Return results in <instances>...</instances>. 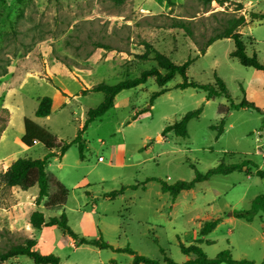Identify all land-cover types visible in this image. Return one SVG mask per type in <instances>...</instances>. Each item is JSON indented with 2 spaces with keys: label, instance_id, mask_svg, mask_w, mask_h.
<instances>
[{
  "label": "rangeland",
  "instance_id": "rangeland-1",
  "mask_svg": "<svg viewBox=\"0 0 264 264\" xmlns=\"http://www.w3.org/2000/svg\"><path fill=\"white\" fill-rule=\"evenodd\" d=\"M243 7L235 9V3ZM264 0H228L223 5L202 0H0V172L18 157L43 158L49 149L41 143H21L23 118L48 128L58 138L70 140L80 130L87 110L103 98L101 91H86L92 85L115 84L138 76L155 66L140 55L148 42L175 63L187 59L189 81L225 84L224 95L207 99L203 89L180 88V74L167 81V90L150 101L160 87L153 77L133 88L121 90L103 115L82 132L83 157L77 144L60 156L48 159L47 171L67 188L65 203L45 209L43 197L35 199L37 185L26 190L0 181V251L31 237L34 249L53 253L62 264H131L132 255L113 248L129 247L138 254L159 260L164 256L183 262L192 255L180 245L195 243L210 258L229 250L234 259L260 263L264 259V212L251 220L238 217L237 210L250 208L253 198L264 194V70L243 66L232 38L208 37L221 31L232 16L243 14L250 22L240 26L247 55L264 60ZM189 27L191 35L182 27ZM51 112L35 116L42 96L55 97ZM243 97L260 110L236 106ZM233 103L234 106H231ZM225 109L219 112V106ZM201 108L187 123V136L163 128L185 112ZM222 131L218 133L220 120ZM99 157H101L99 159ZM250 162L253 173L236 169L214 174L173 200L160 189V180L172 183L191 180L195 169L203 173L223 161ZM123 188L122 193L110 196ZM54 187L50 184L49 193ZM33 210L45 219L63 212L67 226L79 236L98 239L113 248L76 244L59 225L33 229ZM218 218L217 225L201 235L200 226ZM2 264H36L25 255ZM224 264V263H223Z\"/></svg>",
  "mask_w": 264,
  "mask_h": 264
},
{
  "label": "trees",
  "instance_id": "trees-1",
  "mask_svg": "<svg viewBox=\"0 0 264 264\" xmlns=\"http://www.w3.org/2000/svg\"><path fill=\"white\" fill-rule=\"evenodd\" d=\"M115 5H121L125 0H110ZM169 5L171 0H165ZM228 0H202L204 4H217L223 5ZM235 6L237 10L242 9L243 5L241 2H236ZM261 18H263L262 15ZM255 15L251 17L254 19ZM247 20L243 14L232 16L227 20V24L223 29L214 35L207 38L204 47L201 48V52H204V48L211 44L214 40L220 38H232L234 41V49L230 52L231 56L237 57L238 61L243 66H250L258 70H264V60L260 62L255 53L247 55L245 52V44L242 39V34L239 31L240 26L244 25L250 20ZM178 27H182L186 32L191 35V30L187 25L182 22H178ZM152 53L151 58L155 61L156 65L140 72L138 76L132 78H125L115 84H107L105 82H99L92 85L90 88L83 90L86 91H101L103 93L102 100L93 108H89L86 113L84 122L78 131L77 135L70 140H63L58 138L48 128L39 125L34 120L24 117L23 118V135L21 137V143L26 146H32L35 143H41L45 148L49 149V152L43 158H30V157H18L13 160L4 171L0 172V181L8 186H19L21 189L26 190L33 185H37L38 194L36 196V203L39 204L43 197H46L43 202L45 209H54L61 207L65 201L68 193V188L54 175L50 174L47 169V162L51 156H62L71 144H77L79 150V156L83 157L84 141L82 138V132L86 129L87 124L92 120L103 115L109 108L114 104L116 95L123 89H129L136 87L144 83L148 77H153L157 85L160 87L158 90L151 94L150 101H152L158 95L164 93L167 88L165 84L171 80L175 74L182 76V81L177 83L176 86L180 88L195 87L203 89L206 92V98H214L216 96L224 95L226 98H230L228 90L224 82L217 76H215V83L213 84H200L189 81L186 76L187 67L192 62V59H187L182 63H175L168 58L164 53L159 52L152 48L150 43H145V51L140 55L141 58H147ZM52 105V98L50 96H42L39 99L35 116L45 117L50 114ZM231 106H234L231 103ZM236 106L239 107H251L257 110L260 108L255 105L252 101L246 100L245 97ZM225 108L220 105L219 112H222ZM201 108H196L185 112L178 120H175L171 124H167L161 135L164 137L167 132L172 131L175 135L186 137L187 136V123L190 119L198 116ZM1 120V117H0ZM223 120H220L218 133L222 131ZM4 124H0V133L3 129ZM249 159H245L240 163L226 164L223 161L219 162L216 166L209 168L205 172L201 173L195 169L194 165V176L191 180H176L172 183H167L164 180H160V189L163 192H168L172 199L182 190H189L195 186L196 183L207 180L214 174H227L236 169L243 170L246 174H251L253 171L246 167L249 163ZM254 173L264 178V171L256 169ZM50 184L53 185L54 189L49 193ZM124 187L118 190L112 191L110 196H115L118 193H122ZM261 209L264 212V194L257 195L253 198L251 206L245 210H237L234 214L238 217L251 220L256 214L257 210ZM218 218L205 221L200 229L201 235L211 231L217 224ZM29 224L33 229H39L42 225H59L65 232L71 235L72 239L76 244H91L101 248H113L109 243L98 239H88L83 236H79L74 233L66 224V218L62 212L59 217L52 216L45 219L44 213L39 210H33L29 215ZM202 242L201 238L195 240V243L187 246L180 245L181 251L186 255H192L190 258L183 262H175L171 258L164 256L165 264H264V259L260 263H255L247 259H234L232 258L229 250H222L218 252L214 257H208L198 245ZM37 241L34 238L28 237L22 243L11 245L6 250L0 251V264L5 260L16 257L18 255H25L32 259L36 264H62L60 263L59 257L53 253H40L34 249ZM117 251H126L132 255L131 264H162L159 260L150 258L148 256L138 254L129 247L125 248H113ZM106 264H116L114 259H110Z\"/></svg>",
  "mask_w": 264,
  "mask_h": 264
},
{
  "label": "crops",
  "instance_id": "crops-1",
  "mask_svg": "<svg viewBox=\"0 0 264 264\" xmlns=\"http://www.w3.org/2000/svg\"><path fill=\"white\" fill-rule=\"evenodd\" d=\"M259 15H262L264 17V14H262L261 12H259ZM260 19V18H259ZM262 19V18H261ZM65 98V95L61 94L59 91H56L55 93V97L52 99V105L54 103V100H57V101H63ZM51 105V106H52ZM174 200V199H173ZM218 223V222H217ZM217 225V224H216ZM201 227V226H200ZM204 235V234H203ZM204 239V236L202 237V240Z\"/></svg>",
  "mask_w": 264,
  "mask_h": 264
},
{
  "label": "built area",
  "instance_id": "built-area-1",
  "mask_svg": "<svg viewBox=\"0 0 264 264\" xmlns=\"http://www.w3.org/2000/svg\"><path fill=\"white\" fill-rule=\"evenodd\" d=\"M101 157H99V159H100Z\"/></svg>",
  "mask_w": 264,
  "mask_h": 264
}]
</instances>
